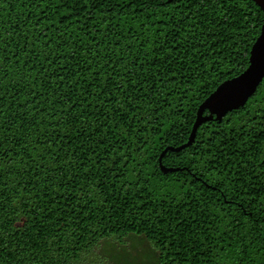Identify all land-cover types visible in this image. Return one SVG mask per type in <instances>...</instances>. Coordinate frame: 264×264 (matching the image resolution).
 <instances>
[{
  "label": "trees",
  "instance_id": "obj_1",
  "mask_svg": "<svg viewBox=\"0 0 264 264\" xmlns=\"http://www.w3.org/2000/svg\"><path fill=\"white\" fill-rule=\"evenodd\" d=\"M261 24L253 0H0V264L132 235L159 264H264V78L158 164Z\"/></svg>",
  "mask_w": 264,
  "mask_h": 264
},
{
  "label": "water",
  "instance_id": "obj_2",
  "mask_svg": "<svg viewBox=\"0 0 264 264\" xmlns=\"http://www.w3.org/2000/svg\"><path fill=\"white\" fill-rule=\"evenodd\" d=\"M172 0H167L170 2ZM262 10V24L260 33L251 45L248 57V66L238 75L225 79L198 105L195 119L192 124L187 141L173 147L167 145L158 156L161 172L182 170L179 167H167L162 163V157L167 151H179L190 146L196 135L198 127L210 120L221 121L223 116L234 109L242 107L255 93L257 86L264 78V0H253Z\"/></svg>",
  "mask_w": 264,
  "mask_h": 264
},
{
  "label": "rangeland",
  "instance_id": "obj_3",
  "mask_svg": "<svg viewBox=\"0 0 264 264\" xmlns=\"http://www.w3.org/2000/svg\"><path fill=\"white\" fill-rule=\"evenodd\" d=\"M158 252L143 237L102 239L74 264H159Z\"/></svg>",
  "mask_w": 264,
  "mask_h": 264
}]
</instances>
